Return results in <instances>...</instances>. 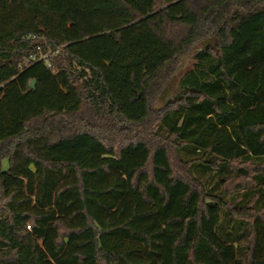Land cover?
<instances>
[{"label": "trees", "instance_id": "1", "mask_svg": "<svg viewBox=\"0 0 264 264\" xmlns=\"http://www.w3.org/2000/svg\"><path fill=\"white\" fill-rule=\"evenodd\" d=\"M0 264H264V0H0Z\"/></svg>", "mask_w": 264, "mask_h": 264}, {"label": "rangeland", "instance_id": "2", "mask_svg": "<svg viewBox=\"0 0 264 264\" xmlns=\"http://www.w3.org/2000/svg\"><path fill=\"white\" fill-rule=\"evenodd\" d=\"M163 32L165 34V36H167L168 38H170L177 46V44L179 43V39H180V34L179 31L171 26H166L163 27ZM100 54L99 56L101 57V61H104L103 63L106 64L107 67L111 68L112 67V61L109 57V55L103 50V51H99ZM5 166H7V162L5 161ZM236 182H245L244 180L242 181L241 179H238ZM235 183V181L233 182ZM233 183H231L233 185ZM150 203L142 201V202H138V206L139 208L143 209L146 206H149ZM139 208H137V204L135 202H122L121 205L117 208V210L115 212L112 213V215L110 216V218L114 221H121L124 220L125 218H127L128 216L132 215V213H139V215L134 218L133 222L136 223V221L139 222H145V225H149L151 226L152 223H155L154 225H157L156 227H154L152 229V231H156V237H160L159 239H162L164 241H166V234L162 235L161 232L162 230H160V226L158 225V221H160V219H158V212L156 208H147L146 212H139ZM157 222V224H156ZM159 240L158 242V246L163 244V241ZM161 241V242H160ZM161 243V244H160Z\"/></svg>", "mask_w": 264, "mask_h": 264}, {"label": "water", "instance_id": "3", "mask_svg": "<svg viewBox=\"0 0 264 264\" xmlns=\"http://www.w3.org/2000/svg\"><path fill=\"white\" fill-rule=\"evenodd\" d=\"M35 83H36V81L35 80H32L31 81V84H30V87L33 88L35 86Z\"/></svg>", "mask_w": 264, "mask_h": 264}, {"label": "built area", "instance_id": "4", "mask_svg": "<svg viewBox=\"0 0 264 264\" xmlns=\"http://www.w3.org/2000/svg\"><path fill=\"white\" fill-rule=\"evenodd\" d=\"M43 56H45V55H43Z\"/></svg>", "mask_w": 264, "mask_h": 264}]
</instances>
